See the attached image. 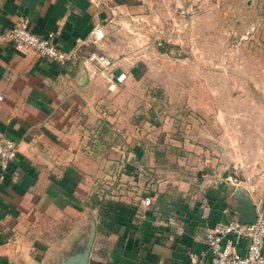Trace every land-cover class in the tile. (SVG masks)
I'll list each match as a JSON object with an SVG mask.
<instances>
[{
  "label": "crops",
  "instance_id": "crops-1",
  "mask_svg": "<svg viewBox=\"0 0 264 264\" xmlns=\"http://www.w3.org/2000/svg\"><path fill=\"white\" fill-rule=\"evenodd\" d=\"M130 2L0 0V134L18 147L0 172V264H56L89 246L88 264H192L190 254L209 259L206 226L241 216L237 187L254 204L264 200V176L228 181L235 164L188 140L182 149L168 122L152 136L138 119L130 134L107 70L84 59L61 66L5 39L24 16L69 50ZM92 50L110 58L83 44L84 56Z\"/></svg>",
  "mask_w": 264,
  "mask_h": 264
},
{
  "label": "rangeland",
  "instance_id": "rangeland-1",
  "mask_svg": "<svg viewBox=\"0 0 264 264\" xmlns=\"http://www.w3.org/2000/svg\"><path fill=\"white\" fill-rule=\"evenodd\" d=\"M100 26L88 44L127 73L111 91L130 134L168 122L240 185L264 176V0H131Z\"/></svg>",
  "mask_w": 264,
  "mask_h": 264
},
{
  "label": "built area",
  "instance_id": "built-area-1",
  "mask_svg": "<svg viewBox=\"0 0 264 264\" xmlns=\"http://www.w3.org/2000/svg\"><path fill=\"white\" fill-rule=\"evenodd\" d=\"M103 36L102 26H96L86 43L98 41ZM55 34L49 32L45 36L34 33L31 29L29 18L17 17L5 35L10 46L20 53L33 52L61 66H73L82 59L99 67L101 72L107 70L108 88L113 90L125 75H115L108 70L113 64L111 59L95 50L85 56L82 51L85 42L77 41L69 50L63 49L54 39ZM17 144L9 137L0 134V172L8 171L11 163L16 159ZM226 179L239 184L234 174H229ZM145 206L152 203L150 195L143 198ZM256 221L254 223H241L237 218L226 222H218L205 227L204 239L209 248V259L204 260L190 254L192 264H264V200L255 204ZM246 241L245 253L236 252V246Z\"/></svg>",
  "mask_w": 264,
  "mask_h": 264
},
{
  "label": "water",
  "instance_id": "water-1",
  "mask_svg": "<svg viewBox=\"0 0 264 264\" xmlns=\"http://www.w3.org/2000/svg\"><path fill=\"white\" fill-rule=\"evenodd\" d=\"M237 199L239 205L236 210L241 214L238 220L241 223H254L256 221V207L249 195L241 188L237 187ZM90 246L82 253H75L60 259L56 264H88Z\"/></svg>",
  "mask_w": 264,
  "mask_h": 264
}]
</instances>
